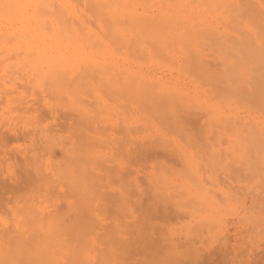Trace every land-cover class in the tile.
Here are the masks:
<instances>
[{
    "label": "bare ground",
    "instance_id": "6f19581e",
    "mask_svg": "<svg viewBox=\"0 0 264 264\" xmlns=\"http://www.w3.org/2000/svg\"><path fill=\"white\" fill-rule=\"evenodd\" d=\"M56 1L54 0V4H59ZM67 1L63 4L54 5L53 1L50 0H30V3H28L29 13L28 7L24 8L27 10L26 16L28 20L30 19L27 29L28 34L26 35L28 38L26 39V56L24 58H27L28 61L26 63L29 64V68L26 64L27 69H30L27 72L32 71L31 74H36V85H40V89L44 88L43 91L39 90L43 92L42 98H44L40 102L43 109L39 107L40 104L38 102L39 105L38 108H35V111L32 108L35 106H33L34 103H31V99H28L29 102L28 100L25 101L26 104L24 101H19L21 103H18V107L21 112L24 110L22 117L26 115V120L31 119V123L37 119L36 125L35 122L33 126L27 124L29 121L27 122L21 117V123L22 121L27 122L26 125H23L25 123L23 122V126L18 123L20 127L22 126L21 128L17 127V123V126L12 123L7 128L4 126V129L0 128V150H4L3 152L11 157L9 160L6 157L1 162L9 161L7 164L9 169L16 167L17 155L15 152L8 153V144L17 140L19 142L21 140H29L31 142L27 141L30 145H25L28 146L26 152L22 151L18 154L20 149L18 151L15 149L19 155L18 172L17 169L15 171L11 170L12 177L5 178L0 184V209L9 207L10 212L13 213V218L10 222L12 226L5 221L3 222L2 218L0 220V264H97L99 256L95 253L93 254V250L91 251L87 248L90 246L89 243L93 244V242L96 246L95 240H90L89 238L94 232L95 221L98 219V215L95 217V202L98 196L102 194L100 191H102V186L105 184L104 180L108 181L113 176L111 173L112 168L105 169L106 167H104L103 169L101 163L104 161V157L109 156V153L107 152V154L105 151L110 139L109 135L112 134H108L110 126L107 125L108 127H106L104 122L112 119H109L108 116L103 118V115L111 113L110 116L114 115L117 118L119 116V114L111 112L112 109H115L113 108L114 106L110 108V104L115 101L113 99L120 98L123 100L121 103L124 104L120 110L123 119L119 117L123 121L120 122L119 120V123L117 120V123L118 126L120 125L119 129L125 126L124 129L126 128V130L123 133L126 137L131 135L135 129L130 120L134 111L140 113V118L144 116L149 118L148 116H150L160 119L166 126L165 129L167 131L174 129L177 132H184V125L181 122L184 121L185 123L184 119L188 121L197 118L195 117L199 113L197 111H202L208 116L205 115L210 122L206 121L209 124L206 125L205 123V125L209 131L208 126L214 124V122L216 124L218 120L221 121V116H231L225 114L227 112V104L253 103L254 107L258 104L261 111L264 110V0H84V5L88 9L86 11L84 8L83 14L80 10L82 7L79 1L81 2V0H77V4L72 3L70 0ZM16 2L17 4L11 7V14H14L15 11L20 12L19 10L23 8L22 0H17ZM12 3L9 0H0L2 15L5 16L7 14L8 17H6L9 20H12L11 17L13 16L12 18L16 19V22L18 18L19 22L18 15L17 17L11 15L10 17L7 11L5 13V10ZM94 23L97 24L95 28ZM1 32L3 33L0 28V35L2 34ZM4 33L9 34L8 36L13 35L11 31ZM7 35L5 37H8ZM2 37L0 36V44L1 42L3 43L4 37ZM11 40L13 41V39ZM6 49L8 50L9 48ZM13 53L15 55V52ZM216 59L218 64L217 67L215 66L216 68H213L211 64ZM23 65H20L21 68H23ZM16 66H19L18 63ZM11 67L10 69L15 68V64L14 67ZM13 70L12 72L14 73L15 71ZM162 70L171 72H168L171 76L166 78L159 75V71L161 72ZM182 77L187 80L186 82L190 86L182 87L184 84L180 86ZM29 81L27 82L29 83L27 84L28 87L31 85L34 87L35 81ZM7 82L8 80L5 84ZM12 84L10 86L13 88V81ZM21 94L19 95L20 97L23 96ZM46 95L49 98L51 96L50 101L46 99ZM209 98L213 102L209 101ZM115 102L117 103V101ZM223 102L226 106L222 104ZM44 106L48 114L49 112H57L59 108L67 111L68 113L58 115L60 119L63 116H68V114L74 117V122H70L68 125L75 128L76 135L66 147L64 142L65 133L63 134L62 131L52 132V134L48 133L47 125L43 123L42 119V117L45 118L47 115ZM39 108L41 113L39 110L37 111ZM30 109H33L32 113L34 115L31 114ZM116 109L119 110L117 107ZM43 110H45V113H43ZM25 112L28 115L30 113V116H28L30 118H27ZM36 113L37 115L35 116ZM258 113L264 115L263 112ZM33 117L36 119H33ZM244 117L248 118L249 116ZM254 117L251 119L249 117L248 123H242L252 127L249 128L253 130L249 134L253 138L251 141L252 145L256 144L257 137L261 133L257 132L256 135L255 128L264 131V122L260 126V117ZM100 122L104 123L103 129L104 127L105 129H101V134H96V127H98L97 125ZM113 124L115 125L116 121ZM68 125L66 122L57 126L64 128ZM167 125L171 129L167 128ZM187 127H189L188 124ZM90 132L93 134L89 135ZM114 132L116 131L114 130ZM94 134L98 137H94ZM186 135L187 139H189L187 140L189 145L190 143L192 144L194 142L192 133L188 132ZM160 136H162L161 141L164 142L161 143L164 145L174 142L168 139L169 142L166 143L167 141L165 142L163 138V136H166L165 133H161ZM97 138H99L100 144ZM96 143L99 144L97 146L100 147L99 150L95 147ZM162 144L160 145L161 148H163ZM103 145L105 146L103 147ZM123 145H125V142ZM142 145L138 149V144L137 146L133 145V148L136 150L135 152L138 151L139 156L142 154L141 156L143 157V153L149 149L148 146L151 145L152 147L154 144ZM172 145L174 147V144ZM20 146L25 147L24 145H19V148ZM30 146L31 148H29ZM114 146L117 145L114 144ZM131 146L128 143L129 149L132 148ZM177 146L180 147L178 144ZM22 147L21 150H24ZM57 147L62 150V155H60L63 158L54 162L51 157L56 154L54 151ZM178 149L181 150L182 148ZM97 150L98 166L100 167L95 168L94 159L97 158H95ZM150 150L149 153L154 149ZM0 155L2 156V154ZM139 156L137 154V158ZM141 156L140 158H142ZM146 156H144V159H146ZM187 158L189 157L183 159L184 163L188 164ZM65 160L69 162L65 164ZM189 161L192 165V160L189 159ZM186 163L184 166H186ZM125 168L121 171L122 176L120 174L117 175L118 172L115 173V171L120 173L119 168L118 170H115V167L113 168L115 170L113 173L117 175V178L121 177L120 181L122 184H127L128 182L125 181H129L130 177L132 179L129 172L131 170L128 167L127 171ZM97 170H99L98 174ZM187 174H185L186 177L188 176ZM126 175H129L127 176L128 179L125 177ZM189 176L188 178L190 179ZM162 177L164 179V176ZM110 180L108 181L109 184ZM133 180H137V178ZM183 180L188 182L186 178H182L181 181ZM165 182L168 183L167 181ZM136 184L139 185V183ZM108 186L111 187V185ZM158 189H155L156 192ZM159 190L166 197L165 193L167 191L165 192L164 189ZM8 195L11 196L8 197ZM103 195L99 197L103 198ZM116 199L117 207L119 205L124 210L125 208L131 209V207L132 210L135 207L142 210L138 205L133 206L131 204L130 207V204H128L129 206L126 204L131 201L127 192H122L121 196H117ZM55 200H62V206L52 209L50 204ZM151 200L149 198L147 204ZM99 204L102 203L99 202ZM155 206L156 204L153 203L152 206L151 204L149 206L146 205V207H150V210L151 207L153 208L152 210H155ZM159 206H157V211L154 213H156L155 216L161 218L157 214V212L161 214L158 211V209H161ZM108 209L110 208L108 207ZM138 209H135L137 214ZM162 214L165 215V212L162 211ZM142 215L138 217L141 218ZM178 217L176 215L175 218L178 219ZM167 222L169 221L167 220ZM142 224L141 230L145 225L144 223ZM138 225L140 227L139 223ZM138 227L136 228L138 229ZM159 229L161 232L158 231ZM134 231V228L132 232L131 229H128L123 234L124 231L122 230L121 236L129 232L135 234ZM156 231L159 234L161 233V235L164 232L160 227ZM129 235H126L128 239L129 237L136 238L135 235ZM137 238L139 237L137 236ZM164 239L163 241L166 242ZM129 240L131 241L132 238ZM133 240L135 241L136 239ZM126 241L129 243H126ZM130 241L124 240L123 244H126L122 245L132 251L133 249L130 250V247H127ZM147 241H150V239L146 240L148 245L149 242ZM133 243L132 247L135 246V243ZM149 245L152 246L151 243ZM165 246L163 247L165 248ZM120 250L122 251V249ZM135 250L131 252L132 255ZM165 250V253H171V251ZM129 251L126 252L129 254ZM184 253L186 254V252ZM128 254L127 256H130ZM182 254H180L181 258H184V254ZM170 257L168 258L170 259ZM172 257L177 258L178 261L180 260V256ZM207 259L213 260L214 256L210 255ZM117 264L122 263L119 261Z\"/></svg>",
    "mask_w": 264,
    "mask_h": 264
},
{
    "label": "rangeland",
    "instance_id": "374dc122",
    "mask_svg": "<svg viewBox=\"0 0 264 264\" xmlns=\"http://www.w3.org/2000/svg\"><path fill=\"white\" fill-rule=\"evenodd\" d=\"M9 1L15 4L13 3L10 4L11 5L9 6L10 10L9 8H7L8 10L6 9L5 13L7 11V13L10 14V17L11 15H14L16 17L18 15L19 22H18V18L16 22V19L12 18L13 16L11 17V19L14 21L9 20L7 18L8 17L7 14H5V16L2 15V6L0 7V12H1L0 14L1 24L0 25L5 24L4 26H0V28L3 31V33L1 32L2 34L0 36L2 37L4 34L3 36L4 39L2 40L3 43L1 42L0 44V64H1L0 65V128L2 129H4V127L7 128V126L11 125L12 123L13 125L14 123L15 125L16 123L17 124L19 123L20 125H22L23 122H25L23 125H26L28 121L29 123L27 124H31L33 126L35 122V125H36L37 119L35 117H33V119L35 118L36 121L32 123H31L32 121L31 119H29L28 121L26 120L25 118L26 115H23L24 118L22 117V113L24 114V110L22 109L23 112H21L20 108L18 107V103H21L19 101H24L25 103V101H27L28 99H31L30 100L31 103H34L33 106H35L32 108H34V110L36 111L35 108H38L39 104L41 105V106L39 105L40 108L43 107L40 102H42V99L44 98V97L42 98L43 96L42 91L44 88L40 89V85H36V78H35L36 74L35 75L31 74L32 71L27 72V70H30V69H27L26 61L28 60L27 58H24L26 56L25 55L26 54V44H27L26 39H28L26 35L28 34L27 29H28V24L30 22V19L28 20L26 16L27 10L25 9L28 7L29 5L28 3H30V0H22L23 1L22 10L20 9L19 10L20 12L14 10L15 11L14 14H11L12 13L11 7H13L12 5L17 4L16 2L17 0H9ZM50 1H53L52 3L54 4V0H50ZM57 1L59 2V4L68 2L67 0H63V1L61 0V2L60 0H57ZM70 1L74 4L78 3L77 0H70ZM79 3L82 7L80 8L81 13L83 14L84 13L83 9L85 8L86 10L88 9V7L87 8L85 7L84 0L83 1L81 0V2L79 1ZM59 4H54V5H59ZM28 13H29V7H28ZM6 25L8 28L5 27ZM96 26L97 24L94 23V28ZM9 31H11L13 35L15 34L14 36L11 35L14 38L11 36H8L9 34L7 35L6 33H4V32L9 33ZM5 34L10 38L5 37L6 36ZM11 39H13V41ZM16 39H17V43H16ZM14 43L17 45H15ZM6 48H9V49L7 50ZM14 49L18 50V52H16V50ZM13 52H15V55L18 53L17 56H15ZM212 59H215V58H212ZM12 62L15 64V68H13L14 70L10 69L12 68L11 66L14 67V64ZM19 62L21 63L19 64ZM17 63L19 66H16ZM217 64H218V61L216 59V61L215 60L212 61L211 66L213 68H216ZM20 65H23V68H21ZM27 65L29 68V64ZM12 70L15 72L16 70H18V72L16 73L14 72L15 73L14 74ZM8 72H10L9 73L10 76ZM11 72L13 73V75ZM168 72L169 71L164 72L162 70L161 72L159 71V73L158 72L157 73L167 78L171 76L169 74L171 72L169 73ZM29 79L33 80V82L35 81L34 87L32 85L28 87L27 84L29 83L27 82L29 81ZM184 79L185 78L182 77V82L180 83V86H182L183 84L184 85L182 87L190 86V84L186 82L187 80L186 79L184 80ZM5 80L6 81L8 80L6 84H5L6 82ZM12 81L14 83L13 88L10 86V85H13ZM8 83H10L9 86H8ZM39 90H42V91L40 92ZM20 93L23 94L22 97L19 96ZM46 99L51 100V96L50 98L47 97ZM119 99L118 98L113 99L117 101V103L114 101V103L112 102V104H110V108L111 106H114L113 108L116 109L117 107L119 109V110L112 109V111L110 110L112 113L114 112L115 114H119L118 118L115 117L114 115H111L112 116L111 117L110 116L111 113L103 115V118H107L108 116L109 119L110 118L112 119L111 120L112 122L109 120L104 121L106 123L105 124L106 127H108L107 125L111 127V128L109 127L108 134L110 133L112 134L109 135L110 139L106 145L107 148L105 151V153L107 152L109 153V154L107 153L109 156L104 157L105 159L101 163H102L103 169L104 167H106L105 169L112 168L111 173L113 174V176L110 178L111 180L108 179V181L110 180V184L106 179L104 180L105 187H103L104 185L102 186V189H101L102 191H100L102 194H100L99 196L103 195V193L105 196L103 195L102 196L103 198L98 196L99 200L96 198L97 201L95 202L96 213L95 212L94 213H95V217L98 215L97 216L98 219H96L95 221L94 232L91 234L92 236L89 238L90 240L91 239L95 240L96 246L94 245V242L92 241L93 244L89 243L90 246H88L87 249L91 251L93 250L92 253L93 254L95 253L99 256L97 259V264H117V262L119 261L122 264H127V263L128 264H195V263L196 264H209V263L210 264H264V131H260L255 128L256 135H257V132H261V133L257 137L256 144L252 145L251 141L253 138L252 136L249 135L253 131V130H250L249 128H252V127H248L247 124L245 125L242 124V123H248L249 119L254 117L255 114H257V112H263L264 114V110L261 111L258 104H256L254 107L253 103L251 104L234 103V104H227L228 106H226L225 103L223 102L222 104L227 107L226 108L227 112H225V114L231 115V116L229 117L221 116L222 122L218 120L216 124L213 120L214 124H211L210 126H208L210 129L208 131V128L206 126L209 124V123H206V121L210 122L207 118L208 116L204 114L202 111H197L200 113V114L198 113L197 116H195L197 118L195 119L193 118L188 121L187 119H184L185 123L182 120L183 122L181 123L182 125H184V129H185L184 132H177L174 129H171L170 126H168L169 124L167 125V128L171 129V131L170 130L167 131V129H165L166 126L161 122L160 119L150 117V116H148L149 118L145 116L140 118L139 117L141 116L139 115L140 113L138 111H134V113L130 117L131 119L130 118L129 119L131 120V124L135 129L133 128L134 131L132 132L131 135H128L127 136L128 138H127L126 135L123 133L124 130H126V128L124 129L125 126L124 127L122 126L121 127L122 130H121L119 129L120 125L118 126V123H117V120L118 122L119 120L120 122L123 121L122 120L123 116H121L122 114H120V110H121V107H123L124 103H121L123 102V100L121 99L119 100ZM209 101L213 102V100H211L210 98H209ZM115 103L117 104V106ZM35 104L37 105V107ZM40 108L37 109V111L39 110L41 113V109L43 108L41 109ZM44 108L47 112V109L45 106ZM32 110H31V114H33ZM45 110H43L44 112L43 111L42 112L45 113ZM37 113L35 114V116L37 115ZM65 113H68V112L63 111L62 108H59V110H57V112L55 113L49 112L48 114L47 112L46 117L45 118L42 117V119H43V123L47 125V128H48L47 130L49 134H52V132L55 133L57 131H62L63 134L65 133L64 142H65V147H66L67 145L70 144L69 142L75 137L76 130H74L75 129L74 127H70L68 125V123L74 122V117L69 116L70 114H68V116H63L62 119L58 118L59 114H65ZM25 114H27V118H30L28 117L30 116V113L28 115V113L25 112ZM244 116H249L250 118L248 117L249 118L248 119L247 117H244ZM257 116L260 117L259 123H261L260 126H262L264 122V115H262L261 113H258L255 117ZM21 117L23 120L25 119L27 122L22 121L21 123V120H22ZM119 117H121L122 119L121 118L119 119ZM227 118L228 119L230 118V119L228 120ZM115 121L117 125L113 124ZM186 121L190 129L189 127H187ZM66 122L68 125L67 127L60 128L59 126H57L58 124H64ZM101 122L100 124L97 125L98 127H96V131H95L96 134H101V131L105 129V127L103 129L104 123L102 124ZM19 124L18 126L17 125L16 126L18 128H21L23 125L20 127ZM121 124L125 125L123 123ZM114 130L116 132H114ZM188 132L192 133V137L194 140V142L192 144L190 143V145L187 141L189 139H187V135H186ZM161 133L162 134L165 133L166 136H163V138L165 139V142L167 141L166 143L169 142L168 139L169 140L171 139V141H174L171 143L174 144V147L176 146L177 148L175 147L174 149L173 145L170 143H168L167 145L162 144L164 142L161 141L162 140V136H160ZM90 134L91 132L89 133V135ZM96 134H94L93 136L98 137ZM97 139H98L97 141H99V138ZM27 141L31 143L29 140H25V141L21 140V142L17 140L15 142L12 141L13 143L8 144L9 145L7 146L8 153L15 152L17 155L16 167L14 166L11 169H9L7 165L9 161L1 162L2 159H6V157H8L7 160H9V158L11 157L5 152H3L4 150L3 151L0 150L2 151L0 153L2 154V156L0 155L1 156L0 157V184L5 178L8 179L9 177H12L10 173L11 170L15 171L17 169V172H18V168H17V166H19L18 165L19 164L18 154L19 152L27 151L28 146H25L28 144ZM124 142H125V145H123ZM98 143L100 144V141ZM128 143H129V146L132 145L131 146L132 148L130 149L128 148ZM99 144L96 143V146H95L98 150L100 149V147H97L99 146ZM114 144H116L117 146H114ZM142 144H145L147 146L150 144H154L152 145L153 148L151 147V145L148 146L149 149L147 148L148 151L143 153L144 154L143 157L141 156L142 154L140 155L143 159H144V156L148 155L146 156V159L144 160L140 158L139 153H137L138 151L135 152L136 150L133 148V145H134V146H137V149H138L139 147H141ZM161 144L163 148L160 147ZM177 144L182 148L181 150L178 149L180 147H178ZM19 145H24L25 147L20 146L19 148ZM168 145L173 148L169 147ZM104 146L105 145H103V147ZM154 146L159 147V148H156ZM21 147L24 150L25 149L26 150L25 151L21 150ZM29 148H31V146ZM15 149L17 151L18 149H20L18 151V154ZM98 150H97V155L95 156V158L96 157L97 158L94 159L95 168L100 167L98 166L99 164ZM118 150L119 152H117ZM149 150L150 151L153 150V151L149 153ZM170 151L171 152L174 151V152L171 154ZM54 152L56 154H54V157H51L54 159V162H57L58 160H61L63 158L61 157L62 155L61 149L57 147L55 148ZM145 153H149V154H145ZM137 154L140 159L137 158ZM103 156H107V155H103ZM186 157H189L186 159L188 160V164L185 162L187 167L184 166L185 163L183 159ZM189 159L192 160V165ZM68 162L69 161L65 160V164H67ZM106 162L108 165L106 164ZM127 166L131 170L129 172L131 173L130 176H132V179L130 177L129 181L127 180L125 181V182H128L127 183L128 185L124 183L122 184V182L120 181L121 177L117 178V175L119 174L122 176L121 171H123L125 167H126L125 169L128 171ZM114 167H115V170H118L119 168L120 173L119 171H115L113 169ZM186 168L188 169L190 168V169L188 170ZM98 171L99 170L96 171L97 174H98ZM114 171L115 173L118 172V174L116 175L115 173H113ZM186 172L190 173L189 174L190 176ZM185 174H187L190 177V179L188 178V176L186 177ZM182 175H184V177H182ZM127 176L129 175L125 176L128 179ZM162 176H164V179ZM181 177L186 178L188 182L184 180L181 181L182 180ZM135 178H137V180H133ZM130 180L132 181L130 182ZM165 181H167L169 184L166 183ZM175 182L176 184H174ZM136 183H139V185H137ZM106 185H107V188H106ZM108 185H111V187ZM158 188L162 190L164 189L165 192L167 191L165 193L166 197H164V194H162L161 190H159ZM155 189H158L159 191L157 190L156 192ZM122 192H127L128 198H130V200L133 202L132 203L130 201L128 203L126 201L127 203L126 202L125 203L127 205L130 204V207H131V204L133 206L138 205L140 209H142V210H139L138 207H135L136 210L138 209L139 215L137 214V211L135 209L132 210V207L131 209L129 208L130 210L128 208H125L124 210L122 207H119V205H118L119 208L117 207L116 198L117 196H121ZM9 196L11 195H8V197ZM104 197L106 198L104 199ZM149 198L154 201L151 200L150 201L151 203L149 202V204H147ZM137 199L139 201H143L144 203L143 202L139 203ZM99 202L102 203V204H99L101 205L100 208L98 205ZM135 202H138L139 204L138 203L135 204ZM152 203L156 204L155 210H152L153 209L152 207H151V210L149 209L150 207H146V205L149 206L150 204L152 206ZM50 205L52 209H55L59 206H62V200L60 201L55 200ZM107 206L110 209H108ZM157 206H159V208L161 207L162 211L165 212V215H164L162 214L161 209L160 210L158 209V211L161 212V214L158 212L157 214H159L161 218L158 216H155L156 213L154 212L157 211V208H158ZM163 209H166L167 212L166 210H163ZM12 215L13 213L10 212L9 207H4L0 209V220L3 219V222L5 221L8 225L11 224L10 222L12 221V218H13ZM137 215L139 217L142 215V217L139 218ZM176 215L177 217L178 216L180 217H178L177 219L175 218ZM172 216L174 219L172 218ZM167 220L169 222H167ZM130 222L132 223V225ZM138 223L140 224V227H138L139 226ZM141 223H144L146 225V227L144 225L142 230L141 228L143 224L141 225ZM126 224H127V228H126ZM136 227H138V229ZM156 227L157 228L160 227L161 230L164 231L162 232V235L161 233L159 234L158 232L160 231V229L156 231L157 230ZM133 228L136 231V232L134 231L135 234L131 233L133 231ZM125 229L127 230L131 229V232H129L131 233V235H129V233H127L126 235H129V236L135 235L136 238L129 237V239L132 238V240L136 239L135 241L131 240L132 243L133 242L135 243V246L132 247V243L128 239V236L127 237L126 235L121 236V234L123 233L122 230L124 231L123 234L127 232V230L125 232ZM137 233L139 234L141 233L140 236H142L143 238L140 237L139 234L137 235ZM165 234H168V235H165ZM137 236L139 238H137ZM123 237H124V240L130 241V244L129 245L127 244L128 245L127 247H130L129 248L130 250L131 249L135 250L136 248L135 250L136 252L134 251L133 255L131 253L133 252V250L129 251L125 246H124L125 247L124 249L123 245L129 242L126 241V243L123 244L124 242ZM140 238L143 241H141ZM148 238L150 239V241H147V242H149V244L151 243L152 246L149 244L148 245L146 244V240H149ZM163 238H165L164 240L166 242L163 241ZM172 240H173V243H172ZM138 242H141V243H138ZM92 246L93 247L95 246L94 249ZM163 246H165V248ZM169 247L171 248L169 249ZM166 248L167 250H165ZM120 249H122V251ZM164 250L165 251L169 250L171 251V253L170 254L169 252L165 253ZM119 251L120 253H118ZM126 251L127 252L129 251V254ZM121 252H124V253H121ZM181 252L184 254V258L186 257L185 259L181 258V255H180L182 254ZM184 252H186V254ZM121 254H122V257H121ZM127 254L130 256H127ZM210 255L214 256L213 260L207 259ZM169 256H171L170 259L168 258ZM172 256H178V257L180 256L179 258L180 260L178 261L177 258L175 259ZM201 258L205 260L203 261V259L201 260Z\"/></svg>",
    "mask_w": 264,
    "mask_h": 264
}]
</instances>
